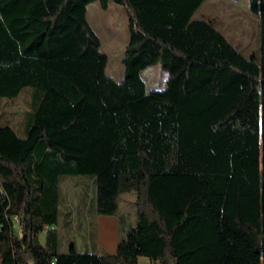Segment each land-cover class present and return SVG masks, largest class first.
Instances as JSON below:
<instances>
[{
    "label": "trees",
    "instance_id": "1",
    "mask_svg": "<svg viewBox=\"0 0 264 264\" xmlns=\"http://www.w3.org/2000/svg\"><path fill=\"white\" fill-rule=\"evenodd\" d=\"M94 1L0 0V97L35 90L27 135L0 126L1 264H264V0H249V57L194 17L204 0H99L129 17L122 80L107 73ZM157 64L166 87L148 92L141 72ZM81 175L88 211L119 216L121 232L122 195H136L115 253L61 251L55 227L39 239Z\"/></svg>",
    "mask_w": 264,
    "mask_h": 264
},
{
    "label": "rangeland",
    "instance_id": "2",
    "mask_svg": "<svg viewBox=\"0 0 264 264\" xmlns=\"http://www.w3.org/2000/svg\"><path fill=\"white\" fill-rule=\"evenodd\" d=\"M87 16L101 38L102 50L108 54L107 73L117 80H122L124 77L122 58L130 37L129 17L125 8L118 3L110 2L109 7L103 9L99 0H96L88 5ZM194 17L215 19L216 26L245 56L249 57L259 53V20L251 12L249 0H204L196 10ZM141 75L148 92L166 87L168 72L161 64L147 67L141 72ZM34 92L32 86H26L17 96L0 97V126H10L20 136L25 137L32 112L35 109ZM74 181L75 179H67L64 183L67 191L74 187L69 196V198H73V205H70L65 198L61 202L60 217L56 223L59 229L63 220L59 250L66 251L69 246L64 247V245L68 242H75L80 251H99L97 246H91L90 242L84 241L83 237L90 230L91 235H95V217L92 212L88 211L92 200L90 177L81 175L77 179L76 185H73ZM135 200V193H124L122 204L126 214H124L122 225L123 234H126L129 225L135 227L137 223ZM88 215L90 221H88ZM15 229L21 234L17 220ZM88 235L86 234V236ZM45 238L46 231H42L39 239L41 242H45ZM94 241L93 239L92 243ZM140 264L147 263L141 261Z\"/></svg>",
    "mask_w": 264,
    "mask_h": 264
},
{
    "label": "crops",
    "instance_id": "3",
    "mask_svg": "<svg viewBox=\"0 0 264 264\" xmlns=\"http://www.w3.org/2000/svg\"><path fill=\"white\" fill-rule=\"evenodd\" d=\"M80 177H68L64 180V182L62 183V192H63V199L65 198V200H68L70 205H73V198H69L71 192L74 190L73 188H71V190L67 191L65 189L64 183L65 181H67V179H75V181L73 182V185L77 184V179ZM127 193H133V192H127ZM124 194L122 195L123 198ZM122 211L125 212V209L123 208V204H122ZM126 213V212H125ZM88 221H90V216L88 215ZM95 238H94V242L92 243L93 240V236L91 235V230L88 231L89 234L88 236H86V234L83 235L84 237V241H89L91 246L95 245L97 246L99 249H104L107 250L109 252L115 253L118 250V246H119V240H120V236L122 234L120 226V218L119 216H114V215H98L95 217ZM90 226V224H89ZM57 228L58 229V225H54V226H48L46 225L44 228V231L47 232V229L49 228ZM62 228H63V220H62V224L60 226V228L58 229L60 237L62 239ZM110 236V237H109ZM46 241V238H45ZM44 243V242H42ZM61 244V241H60ZM71 244H75L77 246V244L74 243H67L66 245H64V247L66 246H71ZM141 261H145L147 264H151L154 263L152 262L149 258L147 257H140L139 259V263H141Z\"/></svg>",
    "mask_w": 264,
    "mask_h": 264
},
{
    "label": "built area",
    "instance_id": "4",
    "mask_svg": "<svg viewBox=\"0 0 264 264\" xmlns=\"http://www.w3.org/2000/svg\"><path fill=\"white\" fill-rule=\"evenodd\" d=\"M16 220L18 221V218L16 217ZM152 264V263H151Z\"/></svg>",
    "mask_w": 264,
    "mask_h": 264
}]
</instances>
